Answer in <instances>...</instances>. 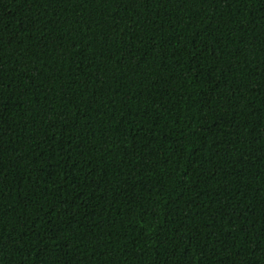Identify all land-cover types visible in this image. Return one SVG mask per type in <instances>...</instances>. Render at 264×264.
<instances>
[{"label":"trees","instance_id":"obj_1","mask_svg":"<svg viewBox=\"0 0 264 264\" xmlns=\"http://www.w3.org/2000/svg\"><path fill=\"white\" fill-rule=\"evenodd\" d=\"M0 264H264V0H0Z\"/></svg>","mask_w":264,"mask_h":264}]
</instances>
